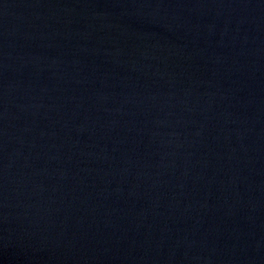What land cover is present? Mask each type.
<instances>
[{"label": "water", "instance_id": "95a60500", "mask_svg": "<svg viewBox=\"0 0 264 264\" xmlns=\"http://www.w3.org/2000/svg\"><path fill=\"white\" fill-rule=\"evenodd\" d=\"M0 264H264V0H0Z\"/></svg>", "mask_w": 264, "mask_h": 264}]
</instances>
